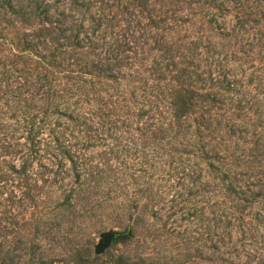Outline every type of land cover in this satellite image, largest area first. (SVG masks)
<instances>
[{"label": "rangeland", "instance_id": "obj_1", "mask_svg": "<svg viewBox=\"0 0 264 264\" xmlns=\"http://www.w3.org/2000/svg\"><path fill=\"white\" fill-rule=\"evenodd\" d=\"M11 1L0 264H264V0Z\"/></svg>", "mask_w": 264, "mask_h": 264}, {"label": "water", "instance_id": "obj_2", "mask_svg": "<svg viewBox=\"0 0 264 264\" xmlns=\"http://www.w3.org/2000/svg\"><path fill=\"white\" fill-rule=\"evenodd\" d=\"M115 239V233L109 232L104 234L102 240L96 245L95 252L97 254H103L112 244Z\"/></svg>", "mask_w": 264, "mask_h": 264}, {"label": "trees", "instance_id": "obj_3", "mask_svg": "<svg viewBox=\"0 0 264 264\" xmlns=\"http://www.w3.org/2000/svg\"><path fill=\"white\" fill-rule=\"evenodd\" d=\"M14 2H12L11 0H0V8H5L6 9V11H9L10 13H12V14H17V15H19V14H21V10L22 9H24L25 8V6L24 5H22V4H20V5H18L19 6V8L21 9H19L18 8V6H16V5H14L13 4ZM33 6H36L37 8H39V6L37 5V3H35V5H33ZM15 7H17V8H15ZM31 12V11H30ZM69 30H72V29H67V31H69ZM77 38V37H76ZM87 38V37H86Z\"/></svg>", "mask_w": 264, "mask_h": 264}]
</instances>
